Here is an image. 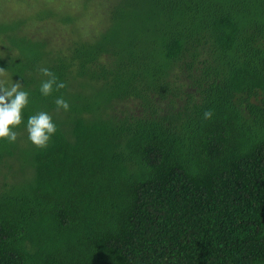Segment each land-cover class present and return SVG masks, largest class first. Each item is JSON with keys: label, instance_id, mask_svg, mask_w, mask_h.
<instances>
[{"label": "trees", "instance_id": "16d2710c", "mask_svg": "<svg viewBox=\"0 0 264 264\" xmlns=\"http://www.w3.org/2000/svg\"><path fill=\"white\" fill-rule=\"evenodd\" d=\"M108 2L90 37L0 16V79L57 125L0 139V264H264V0Z\"/></svg>", "mask_w": 264, "mask_h": 264}, {"label": "clouds", "instance_id": "9594fccd", "mask_svg": "<svg viewBox=\"0 0 264 264\" xmlns=\"http://www.w3.org/2000/svg\"><path fill=\"white\" fill-rule=\"evenodd\" d=\"M39 71L44 78L40 80L38 90L41 96L47 97L54 90L65 87V82L47 66H40ZM4 72L0 68V74ZM29 91L22 87L20 79L5 83L0 79V139L14 142L16 139L15 127L22 122L27 131L28 139L36 147L47 145L52 134L56 132L57 125L51 115L45 110H38L27 116L22 117V109L28 103ZM54 104L58 109L67 111L70 107L67 99L63 95L54 98ZM209 111L204 112V116H210Z\"/></svg>", "mask_w": 264, "mask_h": 264}, {"label": "rangeland", "instance_id": "374dc122", "mask_svg": "<svg viewBox=\"0 0 264 264\" xmlns=\"http://www.w3.org/2000/svg\"><path fill=\"white\" fill-rule=\"evenodd\" d=\"M109 0H0V16L31 15L42 6H52L57 10H69L79 16L78 27L85 37L97 32L103 26L107 16V5ZM31 31L42 29L43 35L55 42L63 43L65 36L71 37L72 30L69 24H61L57 28L54 21L29 20ZM71 25V24H70ZM78 31V30H77Z\"/></svg>", "mask_w": 264, "mask_h": 264}]
</instances>
